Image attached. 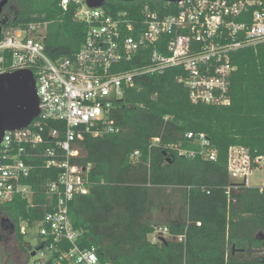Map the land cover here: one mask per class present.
<instances>
[{"label": "trees", "instance_id": "1", "mask_svg": "<svg viewBox=\"0 0 264 264\" xmlns=\"http://www.w3.org/2000/svg\"><path fill=\"white\" fill-rule=\"evenodd\" d=\"M59 1L10 0L3 9L9 21L1 37L47 20L45 52L52 59L72 57L85 25L74 19L72 4L63 11ZM145 3L161 11L166 5L161 0H112L104 7L138 13ZM231 61L235 69L229 77L228 105L193 103L178 81L181 68L168 67L136 77L135 84L123 90L110 112L117 132L86 134L77 141L80 152L70 162L90 165V189L70 201V219L82 232L81 245L95 247L103 262L264 264V193L256 187L232 186L227 172L231 145L264 155V42L232 52ZM145 62L147 58L135 59L124 68ZM41 125L45 138L54 129L58 134L39 146V157L25 158L33 165L25 181L34 191V204L20 196L0 202V212L16 226V239L29 250L32 245L19 223L27 221L30 228L49 209L44 206L49 201L44 185L61 169L45 167L42 153L63 138L66 128L58 120ZM189 131L209 138L214 160L181 156L166 147L179 142L190 147L185 138ZM155 137L159 143L152 142ZM134 150L140 155L132 161ZM155 212L160 214L156 219ZM158 225L167 226L172 237L153 244L148 233ZM178 234L184 238L176 239ZM248 248L261 249L262 258L254 251L248 254Z\"/></svg>", "mask_w": 264, "mask_h": 264}, {"label": "built area", "instance_id": "2", "mask_svg": "<svg viewBox=\"0 0 264 264\" xmlns=\"http://www.w3.org/2000/svg\"><path fill=\"white\" fill-rule=\"evenodd\" d=\"M70 4L74 19L85 25L83 39L72 57L52 59L45 52L47 20L30 22L25 29L0 38V73L30 69L39 97V113L31 123L6 130L1 140L0 202L20 196L34 204V191L25 181L33 165L25 158L39 157V146L54 141L58 134L54 129L45 138L41 123L65 122L63 138L42 153L45 167L61 170L55 180L44 185L49 198L44 206L49 209L35 222L41 237L34 248L36 262L111 264L100 259L95 247L81 245L82 232L70 219V201L90 189V165L70 162L79 155L77 141L86 134L97 137L117 132L110 112L123 90L133 86L136 77L168 67L181 68L178 81L187 88L193 103L228 105L229 77L235 69L231 54L264 42V0H180L166 2L162 11L145 3L138 13L93 8L85 0L59 1L63 11ZM146 58L145 63L124 68L135 59ZM185 138L190 147L180 142L166 147L181 156L215 159V150L204 133L189 131ZM159 141L158 137L152 139L153 143ZM139 155V150H134L130 158L135 161ZM258 171L264 175V155H253L249 148L239 145L228 148L227 172L232 186L256 187L264 193V182H248ZM19 227L26 234L28 222L21 221ZM171 237L165 225L155 226L148 233L153 244ZM174 237L184 238L181 234Z\"/></svg>", "mask_w": 264, "mask_h": 264}, {"label": "water", "instance_id": "3", "mask_svg": "<svg viewBox=\"0 0 264 264\" xmlns=\"http://www.w3.org/2000/svg\"><path fill=\"white\" fill-rule=\"evenodd\" d=\"M135 1V0H122ZM165 2H178L180 0H161ZM9 0H0V16L4 6ZM90 7H100V0H85ZM6 21L0 18V38L2 26ZM39 113V97L37 94L35 78L30 69L22 68L10 72L0 73V143L6 130L22 129L28 126ZM262 253L261 249L248 248ZM35 255V251L30 256Z\"/></svg>", "mask_w": 264, "mask_h": 264}, {"label": "flooded vegetation", "instance_id": "4", "mask_svg": "<svg viewBox=\"0 0 264 264\" xmlns=\"http://www.w3.org/2000/svg\"><path fill=\"white\" fill-rule=\"evenodd\" d=\"M100 1L102 2V6H106V4L112 0H100ZM120 1H122V0H120ZM7 4L5 6H7ZM0 18L5 20L6 24L9 21V18L6 16V14L3 12V10H2V14H1ZM0 229L2 232V234L0 235V251L5 250V247H9L7 245V243L12 242V240L14 242L13 243L14 253L12 254V256L6 255L5 256L6 258H4V260H3V264H27V261L31 255V253L34 251V247L32 246V248L29 250V249H27V247L23 243L18 242V240L16 239V226L11 220L2 219L1 223H0ZM10 247H12V246H10ZM27 252H29L30 255H29V257L26 258V260H23L22 256L24 254H26Z\"/></svg>", "mask_w": 264, "mask_h": 264}, {"label": "rangeland", "instance_id": "5", "mask_svg": "<svg viewBox=\"0 0 264 264\" xmlns=\"http://www.w3.org/2000/svg\"><path fill=\"white\" fill-rule=\"evenodd\" d=\"M248 182L250 184H256V183L259 184L261 182H264L263 173L261 171L255 172L252 176L249 177ZM153 215H154V219H156L157 216L160 215V214L155 212ZM2 219L10 220L6 215H4L3 213H0V223H1ZM38 231H39V226H38L37 223H35L30 228H28L27 231H26V234H24L25 235V240L28 241L34 248H36L38 246V244L41 242V237L39 236ZM1 234H2V232H1V229H0V235ZM13 243L14 242L12 240V242L7 243V245L9 247H5V250H1L0 251V264H3V260H4V258H6L5 257L6 255L12 256V254L14 253ZM10 246H12V247H10ZM29 255H30V253L27 252L26 254H24L22 256V259L26 260V258L29 257ZM261 256L262 255L260 253V255H258V257L262 258ZM36 260H37V255L30 256L28 261H27V264H37Z\"/></svg>", "mask_w": 264, "mask_h": 264}]
</instances>
